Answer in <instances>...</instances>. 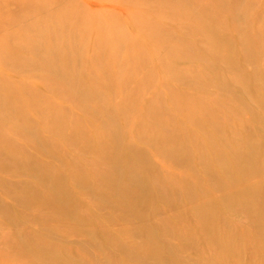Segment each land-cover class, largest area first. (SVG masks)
<instances>
[{"label":"bare ground","instance_id":"6f19581e","mask_svg":"<svg viewBox=\"0 0 264 264\" xmlns=\"http://www.w3.org/2000/svg\"><path fill=\"white\" fill-rule=\"evenodd\" d=\"M117 2L130 13L131 29L127 32L120 27L116 15L103 19L102 14H97V5L82 8L76 0L65 1L62 9H48L33 2L27 6L29 15L2 17L0 25L10 26L8 36L15 46L7 48L0 39V193L9 189L7 174L24 165L25 172L37 181L21 187L15 204L19 200L28 206L36 202L76 223L99 228L100 219L90 203L79 197L76 184L88 187L98 204L111 199L118 209L142 220L146 216L142 204L151 199L147 184L151 179L150 184L160 189L166 205L183 206L179 214L164 222L165 230L197 250L200 262L232 264L229 256L242 260L250 248L263 262L242 264H264V146L251 138L253 127H259L258 117L264 116V67L259 58L264 45L253 26L250 3L211 0L201 6L194 0ZM224 11L229 17L222 16ZM133 29L138 35L150 37L136 38ZM173 34L178 41L166 42ZM146 48L161 53L150 66V73L140 75L139 67L148 65L143 51ZM103 58L109 61L105 66H109L110 82L119 91H125L122 87L129 82L133 84L117 103L111 101L112 92L97 86L101 70L97 66ZM237 59L252 64V69L232 71L230 66ZM220 65L227 68L219 70ZM157 74L162 75L163 82L180 77L185 84L173 86L166 97L159 93L147 95L150 79ZM209 86L217 88V94H188L189 88ZM252 89L258 114L254 112L246 118L241 101ZM64 100L88 111L96 125L105 126V131L94 128L89 132L80 125H68ZM130 101L149 115L147 119L136 116L139 111ZM168 110L183 115L185 124L163 117ZM220 111L229 114L228 118H222ZM190 125L196 132L189 129ZM207 126L217 130L218 136L206 132ZM43 130L51 136L44 135ZM20 139L32 145L35 154L22 153L17 145ZM133 139L152 147L179 169L152 176L153 165L146 161V153L132 144ZM38 141L50 147L55 157L62 156L60 143L82 147L85 152L84 146L90 147L94 158L90 165L68 173L64 190L59 185L60 173L37 157L41 154ZM197 171L214 182L220 196L202 185ZM91 177H96L94 183ZM43 186L46 189L40 193L38 189ZM227 208L243 213L235 230L220 222ZM0 214L13 226L24 220L15 214L8 216L4 208H0ZM247 225L255 231L249 233ZM134 230L138 246L143 254L154 257L155 264H183L177 252L158 239L157 226L140 224ZM99 231L95 236L99 234L101 243L108 242L118 249L116 234ZM18 236V231L0 234L1 245H14L17 264L28 263L30 257L66 264L80 260L65 258L56 245L40 241L37 236L26 243L25 239L19 243ZM211 248L218 252L211 253ZM126 252L135 253L134 249ZM0 256L4 260L11 258L4 250H0Z\"/></svg>","mask_w":264,"mask_h":264},{"label":"rangeland","instance_id":"374dc122","mask_svg":"<svg viewBox=\"0 0 264 264\" xmlns=\"http://www.w3.org/2000/svg\"><path fill=\"white\" fill-rule=\"evenodd\" d=\"M65 1L68 0H0V24L4 20L5 15L12 16H26L29 15L31 11L27 10V6L34 5L33 2L36 4L39 3L43 7H46L48 9H52V7H60V9L63 8ZM199 5H206L207 3H210L211 0H194ZM229 4L232 2H236V0H226ZM249 5L248 9L250 10V15L252 19L253 26L260 32V40L262 41V44L264 45V0H245ZM252 1V2H251ZM76 4L84 8V6L89 7L91 9L92 6L99 7V13L102 14L103 19H109L113 17V14L116 15L119 25L122 28V30L129 31L131 29V17L130 13L126 9L124 10V4H118L117 0H76ZM92 5V6H91ZM118 6V7H117ZM130 7V5H128ZM109 12V13H108ZM144 14V12H141ZM140 12H138V15H142ZM107 16H105V15ZM111 15V16H109ZM228 12H223L222 16L229 17ZM110 20V19H109ZM108 20V21H109ZM4 25V26H2ZM0 25V39L3 40V45L7 48H10L12 46H15V42L13 39H9L8 32L10 33L12 30H10V26L7 28L5 27V24L2 23ZM166 26V27H165ZM164 27L167 28V24H164ZM136 29V28H135ZM133 29L132 33L133 35L136 33L137 37L140 38V35H143L141 38L150 37L147 36L139 31ZM136 31V32H134ZM145 36V37H144ZM163 36L161 35V38ZM197 38V36H194ZM192 36V39L194 38ZM195 38V39H196ZM162 41V40H161ZM170 41L171 43H176L178 39H176V35L173 34L171 37L166 38V42ZM191 47H195V45L190 42ZM194 45V46H193ZM236 46V45H235ZM238 46V45H237ZM146 52L149 59L146 64L148 65H142L139 67V74L140 75H147L150 73V66L154 65L156 63V57H159L160 53L157 49H151L146 48V50H143ZM105 54V52H103ZM105 57V56H104ZM261 64L264 67V51L259 56ZM101 67L100 74L97 75V86L102 88L106 92H112L113 97L111 98V101L113 103H117L121 101L124 96L126 95V91L131 88L133 85L131 82L127 84V86H123L122 88L125 89V91H119L117 86L115 84H111L110 82V75H109V61L107 58H103V61L99 62ZM105 64H108L105 66ZM150 64V65H149ZM217 68L219 70H224L227 67L220 65ZM230 69L232 71H238V70H246L247 72L252 69V64H243L240 59H237V61L234 63L233 66H230ZM162 75L157 74L155 77H152L150 79V82L146 88L147 95H153L155 93H159L162 96L166 97L171 94V90L173 86H183L185 82L180 77H174L171 80H168V82H163V78H161ZM108 77V78H107ZM35 84V83H34ZM39 87V85H37ZM42 87V86H41ZM127 87V88H125ZM121 88V89H122ZM163 88V89H162ZM165 88V89H164ZM200 88V87H199ZM198 90L189 88L188 94H194L195 93H201L203 96L206 94L214 95L217 94L218 91L217 88L214 86H209L208 88L201 87ZM204 88V90H203ZM229 95V94H228ZM255 93L252 90H250L248 93H245L242 97L241 103L243 104V116L248 118L251 117L252 114L255 112L258 114L257 109V102L254 98ZM231 98H234L233 95L230 96ZM237 97H239L237 95ZM236 97V98H237ZM122 98V99H121ZM59 101L63 102V99L57 98ZM64 109L63 113H65V121L70 126L80 125L82 127L87 128V130L92 131L94 128H98L97 130L99 132L105 131L104 125H96L95 118L91 116V114L83 110L81 107L77 106L74 102L69 100H64ZM117 101V102H116ZM228 103H232L231 99H226ZM132 107H135L136 109L139 108L137 104L134 101H130ZM195 105V103H193ZM128 108V106H127ZM229 114H226V112L220 111V116L222 118H228ZM136 116H139V118L147 119L149 115L146 114V112L139 111L136 113ZM163 117L168 119H173L174 122L178 125H184L185 119L184 116L179 114L176 115L172 110H168L163 114ZM256 117V116H255ZM259 127L254 126L252 129V135L251 138L256 142L259 146H264V116H259ZM79 123V124H78ZM175 124V125H176ZM189 129L196 132V128L193 125L189 126ZM209 134H214L215 136H218V131L215 130L213 127L207 126L206 129ZM93 132V131H92ZM91 132V133H92ZM96 132V131H94ZM96 132V133H99ZM42 133L48 137L51 136L50 132L43 130ZM256 133V134H255ZM132 144L139 149L143 150L144 153H146V161L151 162L153 165L151 172L152 176H157L159 174H162L163 172H169V171H177L179 168L170 162L168 159H166L163 156H160L157 154L152 147H149L142 141H139L138 139H133ZM17 145L21 147L22 153L33 155L35 154V148L30 145L28 142L23 141L20 139L17 140ZM39 149L40 153L37 155L39 156L43 161L49 162V164L52 165V167L55 169L57 173H60V187H63V189H67V185L65 182V178L67 177L69 172L76 171L79 167L90 165L93 160V153L90 150V147L84 146V149H86L85 152L82 149V147H76L74 145H61V155L54 156L51 152L50 147L46 146V144L39 142ZM37 146V144H36ZM263 148V147H262ZM65 154V155H64ZM70 156V157H69ZM151 165V166H152ZM26 167L24 165L18 166L14 170H11L12 172L10 174H7L8 179V186L9 189L7 192L0 193V208H4L6 210L7 215H18L21 216L23 221H18L16 226L10 225L6 222V219L3 218V216L0 214V234L2 232H12V231H18L20 232V236H18L19 240H17L19 243L23 241L31 242L32 237L37 236V238L40 241L44 242H51L54 245H56L59 249L61 254L65 258H80V260H77L75 264H110L112 262L115 263H125V264H155L154 257H151V255L143 254L144 251L142 248L138 246L137 243V237L136 232L134 228H136L140 224H152L153 226H157L160 229L159 237L158 239L166 242L173 250L177 252L178 260L183 262V264H211L210 262L204 261L203 263L200 262L198 259L199 255L197 250L192 248L191 246L182 243V241L177 238L176 235L167 232L165 221L169 220L170 217H174L176 214H179L182 210V205L176 204V206H168L164 202V197L160 191V189L154 188L151 183V179L147 181L148 184V195L151 197L150 200L142 204L144 207V211L146 212V216L142 218V220L136 219L133 215H131L127 211L120 210L116 207V202L111 199L110 201H107L103 204H98L96 201L97 199L93 198V196L89 193L88 187H83L80 184L75 185V189L78 192L79 197L82 200H85L90 203V207H92L95 211V214L97 218L100 219L99 221V228L98 226L95 227L91 224H84V223H76L73 220H70V218H67L58 212H55V210L48 208L41 204H36L34 202L32 205H23L20 200L18 201L19 204H15V197H20L21 194L19 191L21 190V187L25 185V183H30L32 181H37L34 175H29V173L25 172ZM14 171V172H13ZM5 174L4 172L1 173ZM197 174L200 177L202 185L209 188L213 194L220 196L218 193L220 191L216 187L213 181H211L209 178L203 177L201 172L197 171ZM191 175V174H189ZM91 182L94 183L96 180V177H91ZM23 184V185H22ZM45 187H39V192L42 193L45 191ZM15 194V195H14ZM22 199V197H21ZM24 199V198H23ZM181 208V209H180ZM226 213L224 215V218L221 219V224H223L225 227H228L229 229L235 230L237 229V225L242 221L243 213L235 210H230L227 208ZM109 216V217H108ZM88 217V215H87ZM131 220V221H130ZM6 224H4L3 222ZM176 223V222H175ZM250 226V227H249ZM253 228V229H252ZM182 229L186 230L185 224H182ZM246 229L249 233H253L255 231V228L251 225H247ZM252 229V230H250ZM99 230H102L103 233L106 235L116 234L118 236V249L113 244H108V242L101 243L100 236L96 235L95 232H100ZM80 231V232H79ZM94 231V232H93ZM132 232V234H131ZM24 233V234H23ZM21 237V238H20ZM108 239V238H107ZM125 239V240H124ZM105 240V238H104ZM16 241V242H17ZM202 241V240H201ZM200 241V242H201ZM127 242V243H126ZM137 243V245H136ZM249 243V242H247ZM130 249H134L135 253H127L126 251ZM0 250H4L10 254L11 258L10 260H4L2 256H0V263L1 264H17V257H15L14 252L16 253V250L14 248L13 244H10L9 246L1 245L0 244ZM115 250V251H114ZM209 250V249H208ZM209 251L211 253L218 252L217 248H211ZM208 251V252H209ZM139 252V253H137ZM13 253V254H12ZM116 254V255H115ZM13 255V256H12ZM118 256V257H117ZM13 257V258H12ZM142 257V258H141ZM229 260L232 264H242L243 261H251V262H258L262 261L259 260L260 257L258 254H255L252 252V249L248 248V251L246 255L242 257V260L238 259L237 256H229ZM15 258V259H14ZM141 258V259H140ZM249 258V259H248ZM241 261V262H240ZM263 262V261H262ZM66 264L64 261H58V262H48L44 261V259L39 260L35 258L29 259V262L26 264Z\"/></svg>","mask_w":264,"mask_h":264}]
</instances>
